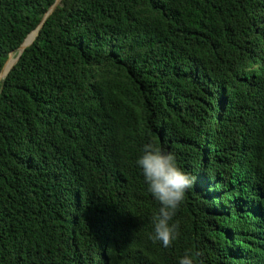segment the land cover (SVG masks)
<instances>
[{
  "label": "trees",
  "instance_id": "obj_1",
  "mask_svg": "<svg viewBox=\"0 0 264 264\" xmlns=\"http://www.w3.org/2000/svg\"><path fill=\"white\" fill-rule=\"evenodd\" d=\"M54 1L0 0V71ZM6 73L0 264H264V0H60ZM149 140L195 177L168 248Z\"/></svg>",
  "mask_w": 264,
  "mask_h": 264
},
{
  "label": "clouds",
  "instance_id": "obj_2",
  "mask_svg": "<svg viewBox=\"0 0 264 264\" xmlns=\"http://www.w3.org/2000/svg\"><path fill=\"white\" fill-rule=\"evenodd\" d=\"M135 166L140 170L147 192L159 205L152 217L149 238L168 248L179 235V226L173 217L195 183V177L179 166L174 152L165 151L151 140L142 145ZM178 264H195V256L186 252L178 258Z\"/></svg>",
  "mask_w": 264,
  "mask_h": 264
},
{
  "label": "water",
  "instance_id": "obj_3",
  "mask_svg": "<svg viewBox=\"0 0 264 264\" xmlns=\"http://www.w3.org/2000/svg\"><path fill=\"white\" fill-rule=\"evenodd\" d=\"M59 1L60 0H55L54 1V3L51 5V7L48 9V11L45 13V15L43 16V18H42V21H41V23L38 25V27L36 28V29H34L33 31H31L28 35H27V37L31 34V33H35V36L38 34V31H39V29H40V27L42 26V23H43V21L48 17V15L54 10V8L56 7V5L59 3ZM35 36H34V38H35ZM27 37L24 39V41H23V43L19 46V48L17 49V54H16V57H15V62H16V60L19 58V56H20V54H21V52H22V50L27 46V45H29L32 41H33V39L29 42V43H26V39H27ZM13 54V51H11L10 53H9V55H8V58H7V60L9 59V57L11 56ZM6 60V61H7ZM14 62V63H15ZM6 63V62H5ZM5 65V64H4ZM4 65H3V67H4ZM3 67H2V69H3ZM2 69H1V71H2ZM1 71H0V73H1ZM7 74V73H6ZM5 74V75H6ZM5 77V76H4ZM3 77V78H4ZM2 78V79H3Z\"/></svg>",
  "mask_w": 264,
  "mask_h": 264
},
{
  "label": "bare ground",
  "instance_id": "obj_4",
  "mask_svg": "<svg viewBox=\"0 0 264 264\" xmlns=\"http://www.w3.org/2000/svg\"><path fill=\"white\" fill-rule=\"evenodd\" d=\"M31 36H32V33L27 37V39H26V43H27V40L31 38ZM14 62H15V59L13 58V59L8 63L7 67L1 72L0 75L5 74V73L9 70V68L14 64Z\"/></svg>",
  "mask_w": 264,
  "mask_h": 264
},
{
  "label": "rangeland",
  "instance_id": "obj_5",
  "mask_svg": "<svg viewBox=\"0 0 264 264\" xmlns=\"http://www.w3.org/2000/svg\"><path fill=\"white\" fill-rule=\"evenodd\" d=\"M28 40H29V39H28ZM28 40H27V41H28ZM16 54H17V52H15V53L13 52V54H12L13 57H14V59H15V57H16Z\"/></svg>",
  "mask_w": 264,
  "mask_h": 264
}]
</instances>
